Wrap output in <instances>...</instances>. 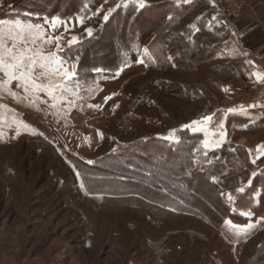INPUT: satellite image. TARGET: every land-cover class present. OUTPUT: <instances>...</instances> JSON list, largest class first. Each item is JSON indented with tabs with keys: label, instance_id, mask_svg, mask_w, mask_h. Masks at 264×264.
Here are the masks:
<instances>
[{
	"label": "rangeland",
	"instance_id": "1",
	"mask_svg": "<svg viewBox=\"0 0 264 264\" xmlns=\"http://www.w3.org/2000/svg\"><path fill=\"white\" fill-rule=\"evenodd\" d=\"M230 2L0 0V21L11 22L0 24V57L31 49V79L63 86L49 95L0 69V264H264V126H238L225 110L257 94L240 58L264 63V0H240L239 17ZM158 6L166 11L139 23ZM167 11L179 17L164 27ZM202 25L210 34H196ZM57 67L74 76L52 75ZM154 138L198 158L245 144L254 173L222 191L245 224L177 214L159 204L161 187L117 177L131 168L127 146ZM198 186L218 217L224 204ZM250 189V206L235 208Z\"/></svg>",
	"mask_w": 264,
	"mask_h": 264
},
{
	"label": "trees",
	"instance_id": "2",
	"mask_svg": "<svg viewBox=\"0 0 264 264\" xmlns=\"http://www.w3.org/2000/svg\"><path fill=\"white\" fill-rule=\"evenodd\" d=\"M191 7L192 5L183 8ZM159 8H161L160 10L163 9V12L166 11V9L159 6L152 9L150 8L151 11L149 12L143 11L142 15L138 17L139 23L143 24L142 21L145 19L144 17H147L151 12L158 11ZM175 14L176 13L173 11L168 14L167 11V16L163 22L164 27L170 26L173 22L177 21L179 16ZM127 15H124V18L127 17ZM140 30H142L141 27L137 26L135 34H138L137 32ZM198 30L196 34H203L204 30L209 33L204 25L200 26ZM180 33L181 31L179 30V34ZM142 40L143 38L139 37L138 43L143 44ZM191 40L193 41L194 39L191 38ZM134 41L132 37L129 42H125L124 45L127 44L128 47H132ZM120 50L122 52V49ZM120 50H114L113 54H119ZM190 56L193 57V53L190 52ZM198 57L199 60H203L204 63V60L209 58V55H205V59L200 58V55ZM187 137L188 135L184 137L182 143L188 140ZM127 147L129 150L125 151L127 155L125 160H131L132 163L128 164L131 168L121 171L117 177L129 180L137 179L142 181L144 185L161 187V190H156L158 191L157 194L161 195V199H163L159 204L175 210L177 214L191 213L219 226L223 225L227 220H231L238 224H245L243 221L244 219L232 211L230 204L222 195L224 189L238 187L241 182L243 183V181L248 180L251 174L254 173L257 162H252L250 160L247 153L248 151L245 147L231 143L225 145L218 152L208 153V156H206L207 158H202V156L199 158L196 157L193 155L194 150L181 151L182 154L179 155L176 151L179 150L178 147L183 150L180 146L176 147L174 145L173 147L169 141L158 138L143 140ZM133 160L136 162H133ZM167 166H169V168ZM133 167H137L136 172L132 170L134 169ZM162 171H167L169 173L163 176L161 175ZM255 180L257 181L259 179L256 178ZM199 182L210 185L213 188L216 199L224 204V211L218 217L206 214L205 210L202 209V200L197 197L199 193ZM181 189L182 191L184 190V192H181ZM252 193L253 190L250 189L238 196L235 208L240 211L243 205L248 208L251 199L254 200ZM152 200L155 201V199ZM167 203L172 204L168 205ZM260 206L262 207L263 203H260Z\"/></svg>",
	"mask_w": 264,
	"mask_h": 264
},
{
	"label": "snow or ice",
	"instance_id": "3",
	"mask_svg": "<svg viewBox=\"0 0 264 264\" xmlns=\"http://www.w3.org/2000/svg\"><path fill=\"white\" fill-rule=\"evenodd\" d=\"M140 7H144L143 0H141ZM104 19H107V16H105ZM3 23H11V22L0 21V24H3ZM15 25L17 28L21 30H23L24 28V26L21 24L20 21H15ZM27 27L29 29L32 28L31 25H28ZM88 33L91 34V29H88ZM13 39H17V37H13ZM31 52H32L31 49H21L18 51H13L12 49L6 48L5 56L0 57V69H3L4 71H6L10 81L12 79H17L23 84L25 80L27 79L28 82L31 83L33 88L40 89V90H46L48 91L49 95H52L53 87L62 88L63 86L50 84L46 88H43L41 85L36 84L31 79V74L34 71V66L36 64L34 55H30ZM36 55H39V53H37ZM6 58H10V62ZM41 59L55 62L58 65H62L63 63L62 61H55L54 57L41 56ZM42 67L47 68V65H42ZM57 73L63 75L66 79H71L74 76V73H72L67 68L57 67L56 69H51L52 75H56ZM13 95L15 94L13 93ZM107 99H110V97Z\"/></svg>",
	"mask_w": 264,
	"mask_h": 264
},
{
	"label": "crops",
	"instance_id": "4",
	"mask_svg": "<svg viewBox=\"0 0 264 264\" xmlns=\"http://www.w3.org/2000/svg\"><path fill=\"white\" fill-rule=\"evenodd\" d=\"M225 21L226 23L229 22L226 19ZM241 53L240 59H245L242 60L243 64L241 63L244 68L243 71L249 70V74L252 76V83L258 87L257 94L253 100H242L240 103L227 106L225 110L230 117L236 118V121L240 119V125L238 126H264V63L259 59H254L246 50H242ZM244 72L242 73L244 74ZM257 119L261 121V125L255 124V120Z\"/></svg>",
	"mask_w": 264,
	"mask_h": 264
},
{
	"label": "built area",
	"instance_id": "5",
	"mask_svg": "<svg viewBox=\"0 0 264 264\" xmlns=\"http://www.w3.org/2000/svg\"><path fill=\"white\" fill-rule=\"evenodd\" d=\"M242 3L240 2V0H231L229 6L231 8V12L233 16L235 17H239L240 16V10L242 9ZM223 11H224V17L226 20L230 21L231 17L229 15V11L225 10V8L223 7Z\"/></svg>",
	"mask_w": 264,
	"mask_h": 264
}]
</instances>
